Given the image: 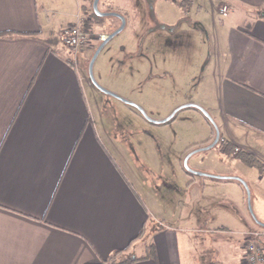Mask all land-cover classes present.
I'll use <instances>...</instances> for the list:
<instances>
[{"label": "crops", "instance_id": "0c3cea01", "mask_svg": "<svg viewBox=\"0 0 264 264\" xmlns=\"http://www.w3.org/2000/svg\"><path fill=\"white\" fill-rule=\"evenodd\" d=\"M151 3L159 22L192 20L207 35L200 81L169 108H204L219 134L210 148L215 130L193 107L174 115L164 137L159 126L100 125L109 102L81 68L90 47L73 60L59 39L88 19L86 0H0V264H97L127 247L139 257L132 264H242L243 185L190 174L184 160L242 179L264 223V173L236 155L264 165V17L256 15L264 0ZM123 104L137 121L164 124ZM213 211L230 218L213 225ZM149 221L154 228L137 239Z\"/></svg>", "mask_w": 264, "mask_h": 264}, {"label": "rangeland", "instance_id": "374dc122", "mask_svg": "<svg viewBox=\"0 0 264 264\" xmlns=\"http://www.w3.org/2000/svg\"><path fill=\"white\" fill-rule=\"evenodd\" d=\"M86 1L88 6L85 7V13L88 19L82 22L90 38L86 46L90 47V53L81 68L87 73L88 62L94 50L106 35L119 26L120 21L115 16L95 19L91 8L93 0ZM151 1L99 0L100 11L122 13L126 23L124 29L108 41L99 52L94 61L92 73L99 85L140 106L147 118L161 119L175 100L179 97L189 99L192 95L193 85L200 81L203 66L208 58L209 45L206 33L195 29L191 24L192 20L172 26L159 22L154 7H151L153 5ZM170 1L174 3L176 0ZM158 9L171 14L170 10H166V6L158 7ZM79 56L78 53L76 59ZM147 75L153 77V81L148 84H146ZM92 88L101 99L109 102L101 108L100 125L106 126V118H108L109 124L113 126L118 124L159 126L156 131L163 137L173 132L172 120L168 121L169 124L154 125H150L152 123L145 122L143 119L137 121L120 109L119 106L126 108V105L118 99L101 93L94 86ZM178 107L169 108L172 110L166 116ZM244 175L247 177L245 179L250 181L248 178L250 176ZM248 188H250L249 185ZM250 206L254 215L252 199H250ZM212 213L213 225L223 223L230 218L228 212L227 215L223 211ZM242 219L244 229H247L241 244L242 264H249L246 261L247 247L252 243L256 244L260 254L263 255V261L257 264H264V227H257L248 208L247 197L243 206Z\"/></svg>", "mask_w": 264, "mask_h": 264}, {"label": "water", "instance_id": "95a60500", "mask_svg": "<svg viewBox=\"0 0 264 264\" xmlns=\"http://www.w3.org/2000/svg\"><path fill=\"white\" fill-rule=\"evenodd\" d=\"M98 2L99 0H93L92 1V11H93V14L96 15V16H99V17H105V16H115L119 19L120 21V24L117 28H115L112 32H110L108 35H106V37H104L101 42L98 44V46L96 47V49L94 50L89 62H88V67H87V75H88V78L91 82V84L97 89L99 90L101 93H104L106 95H109V96H112L120 101H122L123 103L135 108L143 117H145L147 120L149 121H152V122H155V123H165V122H168L172 117H174V115L176 114V112L180 109V108H185V107H193V108H197L204 116L205 118L208 119V121H213L212 118L210 117V115L208 114V112L202 108L201 106L199 105H196V104H185V105H181L179 106L178 108H176L174 111H172L168 116H166L165 118L161 119V120H151L149 118L146 117L145 115V112L143 111V109L138 106L137 104H135L134 102H131L117 94H115L114 92L102 87L101 85H99L96 80L94 79L93 77V73H92V68H93V64H94V61L96 59V57L98 56L99 52L103 49V47L106 45V43L108 41H110L115 35H117L118 33H120L124 27H125V18L124 16L120 15L119 13H116V12H102L98 9ZM218 139H219V134H218V131L217 129L215 128V136L212 140V142L206 146L205 148H210L212 147L213 145H215L217 142H218ZM184 167L186 169V171L190 174H198V175H204V176H208V177H211V178H214V177H219V176H214V175H209V174H206V173H203V172H198V171H195V170H192L190 169L188 166H187V163H186V159L184 160ZM238 181L241 182V184L243 185L244 187V190H245V193H246V197H247V202H248V208L250 210V213L252 214V217L254 218V220L261 226L264 227V223L262 222H259L256 220L255 216L253 215L252 213V210H251V206H250V190L247 186V184L242 180V179H239V178H236Z\"/></svg>", "mask_w": 264, "mask_h": 264}, {"label": "trees", "instance_id": "16d2710c", "mask_svg": "<svg viewBox=\"0 0 264 264\" xmlns=\"http://www.w3.org/2000/svg\"><path fill=\"white\" fill-rule=\"evenodd\" d=\"M192 1L193 0H181V3L183 5H186V7H188ZM256 15L258 17H264V8H262L261 10L256 12ZM93 17L95 19L101 18V17L96 16V15H93ZM248 27H249V25H247V28ZM181 109H184V108H180L179 110H181ZM195 109H197V108H195ZM172 119H173V117L169 121H171ZM209 123L211 124V126L215 130L216 126H215L214 122L209 121ZM224 146L225 145H223L224 151H226V152L231 151V150L226 149L225 148L226 146L225 147ZM236 155L245 165L255 168L259 173H264V165L261 162H259L253 155H251L249 153H245V152H239ZM212 179H214L216 181H224V180H232V179L237 180V179L231 178V177H214ZM238 182L241 183L240 181H238ZM146 228H148V230H152L154 228L153 226H151V221L145 223V226H143V228L141 229L139 234L136 236L137 239L141 238L142 236L143 237L145 236ZM138 259H139V257H137L135 255V253L132 250L128 249V247H127V248L122 249V250L114 251L106 259L99 261L97 264H132L133 262L137 261Z\"/></svg>", "mask_w": 264, "mask_h": 264}, {"label": "built area", "instance_id": "2783aa9c", "mask_svg": "<svg viewBox=\"0 0 264 264\" xmlns=\"http://www.w3.org/2000/svg\"><path fill=\"white\" fill-rule=\"evenodd\" d=\"M220 13L225 15L226 7H222ZM59 39L63 45L70 49L73 55V60H76V55L86 48L90 42V38L83 27L82 21L63 28L59 33ZM260 253V249L256 244H249L247 247L246 261L249 264H257L263 261V255Z\"/></svg>", "mask_w": 264, "mask_h": 264}]
</instances>
